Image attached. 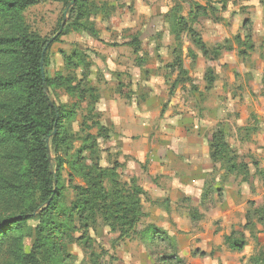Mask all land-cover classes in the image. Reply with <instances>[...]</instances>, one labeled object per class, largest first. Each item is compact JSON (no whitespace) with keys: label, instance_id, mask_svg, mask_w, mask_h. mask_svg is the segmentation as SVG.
Listing matches in <instances>:
<instances>
[{"label":"rangeland","instance_id":"374dc122","mask_svg":"<svg viewBox=\"0 0 264 264\" xmlns=\"http://www.w3.org/2000/svg\"><path fill=\"white\" fill-rule=\"evenodd\" d=\"M71 1L37 0L18 18L8 14L0 19V35L47 42L58 32ZM76 8L75 21L49 45L43 59L44 76L50 83L47 95L59 110L61 124L58 144H49L57 198L42 225L36 264H160L173 251L167 242L148 238L155 217L146 220L154 212H148L145 193L140 198L143 217L127 238L121 237V231L111 229L104 203L98 200L92 206L91 191L100 185L104 192L112 187L107 178L97 181L94 165L114 169L123 185L134 180L138 187L149 186L154 183L148 179H152L149 161L138 167L127 151L133 141L145 139L136 148L131 144L134 154L166 149L181 156L192 143L203 155L211 142L212 151L222 157L226 152L222 141L230 137V144L233 139L231 131L227 134L222 126L238 120L243 123L240 136L248 138L251 131L257 134L263 125L260 120H264V0H78ZM100 60L107 72L124 71L132 79L119 74L105 79L96 73ZM139 66L133 76L132 70ZM25 94L20 87L0 93V118L24 104ZM127 107L130 112L124 110ZM121 128L129 131H124L122 140L115 139L120 146L111 148L115 145L111 134L117 136ZM230 147L226 146L227 156L249 173L244 162L248 155L240 151L244 157H232L239 151ZM117 149L131 161L122 163ZM173 163L166 169L178 172ZM260 165L258 162L256 168ZM213 168L204 180L207 192L203 196L208 201L195 203L197 208L190 210L191 216L206 220L202 231L207 225L220 228L221 224L200 214L210 208V197L217 188H222L216 181L222 174V161ZM135 169L139 177L133 173ZM197 174L201 181L202 173ZM242 176L245 182L248 178ZM155 181L158 187L162 183L161 177ZM17 186L12 197L0 200V222L21 213L29 215L19 229L6 232L3 245L7 252L13 242L24 256L36 239L41 224L38 215L46 205L33 173L18 177ZM218 192L217 200L222 201V190ZM195 245L190 242L191 248ZM191 248L184 255L176 251L184 264L191 261ZM213 252L217 255L203 258L205 264H222V249ZM0 264H22V260L5 254Z\"/></svg>","mask_w":264,"mask_h":264},{"label":"trees","instance_id":"16d2710c","mask_svg":"<svg viewBox=\"0 0 264 264\" xmlns=\"http://www.w3.org/2000/svg\"><path fill=\"white\" fill-rule=\"evenodd\" d=\"M53 1L63 2L65 0ZM77 1L75 0L74 6L68 12L69 19L61 34L67 25L73 23L77 17ZM36 2L37 0H0V19L8 14L14 16V19L18 18L20 12L33 6ZM90 32L95 34L94 31ZM191 36L193 38L194 34L192 33ZM47 42L40 43L37 38H28L27 36L13 38L9 35H0V93H8L15 87L24 88L26 92L24 104L14 107L10 114L0 118V200L12 197L16 193L14 189L18 187L17 178L31 173L40 183L43 201L46 203L51 199L38 215L41 224L36 228V239L29 253L24 256H21L15 249L13 242L6 249L7 252L4 251L3 245L6 232L9 229L12 231V227L19 229L29 215L21 213L0 222V260L5 254H8L15 261L22 260V264H36L42 225L45 222L44 219L52 214L54 210L52 204L57 198V192L53 190V174L48 162L46 145L47 143L58 144L60 139L58 127L61 124V116L55 105H49L43 92V83L46 86L50 84L45 76H42L40 68V62L44 59L49 47L46 48ZM198 45H201L200 41ZM54 130L55 135L52 136ZM211 144L209 142L210 158L213 162L222 161L223 163L225 161L226 164L224 165V162L223 165L228 173L237 172L240 175L248 176L247 172L244 173L241 170L240 165L234 164V159L227 156L229 151L226 146H229L226 141H222V151L226 149L225 153L222 152V157L212 151ZM56 164L59 170V160H56ZM94 169L97 173V181L107 178L112 187L104 192L100 185V189L97 186L96 191H91L92 206L94 208L95 203L101 200L108 213L107 217L110 220H107L111 229L121 231L120 236L127 238L133 227L143 217L140 198L144 192L135 185L134 180H131L127 185L119 183L114 169H101L97 164L94 165ZM85 176H88V173ZM88 202L82 203L84 205ZM148 230H150L148 231L149 240L167 242L173 251L169 258L160 259V264H184L176 253L174 242L167 237L165 232L155 228H148ZM229 245L237 251L244 248L242 240H232ZM250 264H264V255L252 257Z\"/></svg>","mask_w":264,"mask_h":264},{"label":"crops","instance_id":"0c3cea01","mask_svg":"<svg viewBox=\"0 0 264 264\" xmlns=\"http://www.w3.org/2000/svg\"><path fill=\"white\" fill-rule=\"evenodd\" d=\"M100 63L101 66L96 68V73L103 74L105 79H107L106 75L115 76V74L129 78L124 71L107 72V67L102 60H100ZM140 69L141 66L134 67L132 75L134 76ZM131 79L129 78V80ZM134 87H137V85H134ZM99 89H101V86H99ZM101 91L103 90L101 89ZM113 109H115V106L112 107ZM124 110L130 112L128 107L124 108ZM260 121L263 125H260L257 134L251 131L248 138L240 136L243 123L238 120L222 126L227 134L231 131L230 134L233 137L229 144L228 140L230 137L226 136L228 146L230 147L231 145L234 150L237 149L239 151L233 153L232 157H237V155H243L242 157H244L245 155L241 153L243 151L248 155L244 162L248 164L249 173L248 179L244 182L242 175L237 172L228 173L222 163V170H219L222 174L216 180L218 184H222V188H217L216 192H214L215 194L210 197L211 205L209 209H200L203 210L200 211V214L205 215V218L207 216L211 221H221L219 225L220 228L222 227L221 230L216 226L211 228L207 225L205 231H202L200 227L205 224L206 220L201 217L200 220L198 218L197 220L195 214L192 216L190 214L192 208H197L198 204L208 201L203 196L204 192H207L204 180L208 174L214 171L213 166L215 165V162L210 158V148L208 146L205 148L206 154L203 153V155H200L198 145H192L193 143L185 153H181L184 154L182 156L178 155V153H171L172 151L170 152L166 149L162 152L156 150V153L154 152L150 155L147 153H132L131 144L133 148H136L142 141L144 143L145 139L142 137V141L137 143L133 141L130 147L127 148V151H130L129 154L135 157L134 165L139 167L140 164H144L147 160L150 163L148 173L152 179H148L150 182L154 181V183L149 186H139L145 193L146 202L149 201L148 204H153H146L148 212H154L151 216L146 217V220H151L153 216L155 217V220L150 222L152 225L149 228H154L153 225H156L157 228L155 227V229L159 228V231L165 232L167 237L174 242L176 251H180L181 255L190 251L191 241L196 242L194 248H191L193 254L190 255L191 261H188L189 264H205L204 261L206 259L203 258L213 257V254H216L213 252L214 248L216 252L219 247L222 249V264H250L252 257L264 255V120ZM132 128L134 131L137 129V127ZM125 130L129 131L126 128L119 129L117 136L113 130L111 131V133L113 132L111 134L113 136L112 142L115 144L114 146L111 145V148L121 145V143L117 144L115 139H118V137L120 139L123 138ZM197 141L200 143V140ZM110 153H113L112 150H110ZM116 153L122 157V159H119L122 163L125 160L131 161V158L120 150L117 149ZM171 161H174L173 167L180 169L178 172L176 170L170 172L166 169V166ZM236 161L239 162V158ZM258 162L261 165L257 169L256 164ZM132 167L134 168V166ZM132 171L139 177L136 169ZM197 172L202 173L201 181H199L201 178L198 179L196 177L198 175ZM159 177H161L162 183L158 184V187L155 186V180ZM219 190H222V201L217 200L221 194V192H218ZM194 193L197 195L195 196ZM141 203L143 204V200H141ZM213 204L214 206L211 207ZM158 217L160 220H156ZM208 224H211V222ZM198 240L200 242L197 243ZM232 240H242L244 248L241 251L232 249L229 245ZM202 255L204 257H201ZM216 261L217 258L215 259Z\"/></svg>","mask_w":264,"mask_h":264},{"label":"water","instance_id":"95a60500","mask_svg":"<svg viewBox=\"0 0 264 264\" xmlns=\"http://www.w3.org/2000/svg\"><path fill=\"white\" fill-rule=\"evenodd\" d=\"M74 2H75V0H72L71 3H70V5H69V6L67 7V9L65 10V12H64V17H63V19H62V22H61L60 28H59L58 32L56 33V35H55L54 37H52V38L47 42L46 48H47L52 42H54V40H55V39L61 34V32H62V30H63V28H64V26H65V24H66L68 11H69L70 7H72V6L74 5ZM40 68H41L42 76L44 77V71H43V60H41V62H40ZM43 92H44V94H45V96H46V98H47V100H48V102H49V105H50V106H53V103L49 100V97H48V95H47V87H46V84H45V83H43ZM54 135H55V130H54L53 133H52V136H54ZM46 152H47V154H48V162L50 163V166H51L53 160H52V157H51V155H50V148H49V144H48V143H47V145H46ZM51 172L53 173V169H52V167H51ZM53 186H54V189H53V190L55 191V188H56V176H55V174H53ZM50 200H51V199H49V200L45 203L46 206L49 204Z\"/></svg>","mask_w":264,"mask_h":264}]
</instances>
